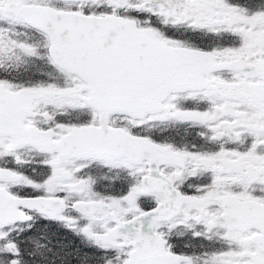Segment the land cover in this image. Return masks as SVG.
I'll list each match as a JSON object with an SVG mask.
<instances>
[{
	"label": "snow or ice",
	"instance_id": "obj_1",
	"mask_svg": "<svg viewBox=\"0 0 264 264\" xmlns=\"http://www.w3.org/2000/svg\"><path fill=\"white\" fill-rule=\"evenodd\" d=\"M0 264H264V0H0Z\"/></svg>",
	"mask_w": 264,
	"mask_h": 264
}]
</instances>
